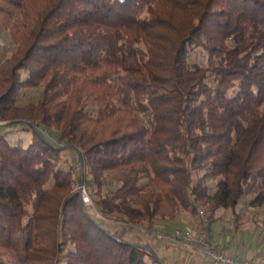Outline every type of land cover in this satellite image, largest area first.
Masks as SVG:
<instances>
[{
	"label": "trees",
	"instance_id": "trees-1",
	"mask_svg": "<svg viewBox=\"0 0 264 264\" xmlns=\"http://www.w3.org/2000/svg\"><path fill=\"white\" fill-rule=\"evenodd\" d=\"M3 29L0 125L32 137L0 133V264H169L126 232L264 206V0H0Z\"/></svg>",
	"mask_w": 264,
	"mask_h": 264
},
{
	"label": "rangeland",
	"instance_id": "rangeland-1",
	"mask_svg": "<svg viewBox=\"0 0 264 264\" xmlns=\"http://www.w3.org/2000/svg\"><path fill=\"white\" fill-rule=\"evenodd\" d=\"M7 33L8 32L4 29L0 30V60L9 56L16 46ZM204 59L205 54L202 50L195 49V51H192L191 60L199 62ZM40 95L41 87L22 88L17 97V104H24L32 100L36 101ZM3 123L4 122L2 121L1 124ZM0 133L10 141L19 138L23 145L28 144L32 137V130L24 127L23 124L20 123L0 125ZM61 154L66 158V160L63 161L64 167H67L69 163L77 162L74 167L77 169L76 167L79 164L78 160H76V150L74 148L70 146L64 147L61 149ZM80 190L81 198L84 191L89 195L86 188L82 191V186H80ZM246 198L249 199V196ZM83 202L91 207L94 206V203L91 201L85 200ZM247 204L246 201H241L237 204L238 206L236 209L239 211L237 217H235V214L231 209L224 208H217L212 217L208 216L209 212L205 210V206L199 207V214L201 216H199V214L193 215L184 209H177L173 217H160L158 220H155V224L152 228L148 229L144 226H138L139 229L128 230L126 235L131 239L147 241L156 249L157 241L159 242L162 240L172 241L185 249L192 248V245L195 243L190 246H183L181 238L176 234V230L189 228L192 233L199 235L203 228V222L200 219L203 217L204 219H208V225L210 227L208 235L210 238L215 237L219 240V238L223 236L222 241L228 243V241L236 239L237 237L241 238L244 243H247L250 246H255L260 241L264 243V206L253 207ZM106 223L109 226H117L118 224L113 220H108ZM152 232L154 234L153 236L148 235ZM159 253L163 254L161 252Z\"/></svg>",
	"mask_w": 264,
	"mask_h": 264
},
{
	"label": "crops",
	"instance_id": "crops-1",
	"mask_svg": "<svg viewBox=\"0 0 264 264\" xmlns=\"http://www.w3.org/2000/svg\"><path fill=\"white\" fill-rule=\"evenodd\" d=\"M212 237V236H211ZM216 245L221 249L229 251L231 253L240 254L242 257H248L254 253L264 254V243L260 241L255 246H250L247 243H244L241 238L232 239L228 243L223 242V236L219 240L215 237H212ZM192 248H183L180 245L168 241L162 240L157 241V251L161 252L165 260L169 264H209V260L202 254L200 250V245L197 242H194Z\"/></svg>",
	"mask_w": 264,
	"mask_h": 264
},
{
	"label": "built area",
	"instance_id": "built-area-1",
	"mask_svg": "<svg viewBox=\"0 0 264 264\" xmlns=\"http://www.w3.org/2000/svg\"><path fill=\"white\" fill-rule=\"evenodd\" d=\"M2 121H0L1 124ZM82 191L85 190L83 184ZM90 196L85 193L82 200L91 201ZM89 203V202H88ZM209 225L208 219H203V228L199 235H195L189 228L177 229L176 234L181 238L183 246H190L194 242H198L202 254L209 260V264H264V254L254 253L248 257H242L240 254L231 253L229 251L220 249L218 245L208 235ZM153 236V232L148 234Z\"/></svg>",
	"mask_w": 264,
	"mask_h": 264
}]
</instances>
